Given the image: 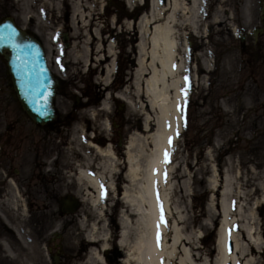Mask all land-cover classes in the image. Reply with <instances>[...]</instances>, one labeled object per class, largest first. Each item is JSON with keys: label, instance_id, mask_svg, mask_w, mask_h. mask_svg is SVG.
<instances>
[{"label": "rangeland", "instance_id": "1", "mask_svg": "<svg viewBox=\"0 0 264 264\" xmlns=\"http://www.w3.org/2000/svg\"><path fill=\"white\" fill-rule=\"evenodd\" d=\"M40 1L0 0V20L11 17L19 27L28 28L44 42L50 63L55 69L61 70L59 76L66 87L57 102L66 105L73 96H81L83 102L98 103L101 106L106 104L107 107L112 102L116 106L121 102L124 105L119 104L118 109H123L128 122L138 121L137 124L140 123L143 128L144 116L151 119L154 112L148 110L143 94L135 99L133 92L132 82L138 57V32L133 21L138 23L143 12L147 13L148 6L145 5V10L140 11L142 14H138H141L138 19L131 21L129 29L122 28L126 32L119 33L121 30L115 25L114 34L119 39L113 41L117 45L109 53L108 36L113 31L108 27L110 24L107 20L111 19V24L113 23L112 13L109 10L99 21L92 19L99 12L102 13L103 0ZM76 3L79 4L78 8ZM255 13L254 0H206V5L202 6L200 17L197 18L200 35L191 36L185 31L186 37L190 36L186 39L190 40L192 47L197 46L192 49V59L194 54L200 55L211 70L207 74L200 70V75L206 77L205 81L199 87L193 84L194 93L188 101L191 105L185 110L189 119L184 123L185 134L177 157L175 204L178 209L173 213L179 212L185 221V225L179 229L186 242L179 247L178 252L182 248L188 249L196 264H214L216 254L220 204L218 193L213 195L210 189L214 171L218 176L222 175V171L230 166L229 157L235 155L237 158L234 165L242 172L250 170L252 173H244L247 179L245 188L250 190L247 197L250 204L264 197V179L262 181L259 177L260 174L264 177V47L256 51L251 47V38L247 35L252 34L256 25L253 19ZM124 17L129 16L123 15L117 25L129 23ZM39 26H44V29ZM94 31L101 32L103 43L97 35L94 39L90 36ZM61 33L70 35L71 41L70 48L62 49L63 52L59 53L55 48L60 44L58 38ZM241 36H247L242 43L239 42ZM187 40L185 47L188 45ZM130 44L134 47L129 46ZM261 44L264 46V40ZM246 45L247 52L243 51ZM257 52L258 58L254 56ZM250 53L253 54L252 57L249 56ZM229 56H234V63L229 61ZM192 63L195 65L194 61ZM114 64L120 66L117 72ZM7 80L9 82L5 62L0 57V127L7 118H19L20 115ZM114 95H122L133 102L124 103ZM197 103H201L202 107H197ZM101 106L76 111V120L69 124L68 130L62 129L59 135L49 134L44 140L47 144L39 145L46 151L44 154L34 153L24 143L16 140L8 141L7 144H15L22 152L8 155V158L0 155V232L5 234L11 250L9 252L0 240V264H9L11 260L8 263L7 258L13 253L17 255L13 258L14 263L20 256H24L25 248L36 246L42 250V260L35 259V264H54L55 256L59 264L84 263L87 248L100 250L105 264H120L123 251L117 242L123 211L121 196L122 190L129 187L125 154L122 155L119 150L117 158L109 162L112 171L114 170L111 177L114 193L106 195L102 200V213L97 212L84 197L85 193L93 192L84 181L78 180L76 167L66 164L68 156L71 162L73 156L79 160L80 154H89L92 160L97 158V151L89 143L92 141L89 138L92 133L88 135L87 131L93 132L95 136L97 133L103 134L104 118L109 114L106 115L107 109H102ZM91 113L103 115L94 117ZM72 120L73 116L70 121ZM82 125L86 126V132L79 130L81 127L85 128ZM139 130L138 128L134 134L147 135ZM40 134L42 133L31 129V135L41 136ZM83 136L85 140L82 139ZM229 146L232 147L231 151L224 152ZM3 150L9 151L8 148ZM84 161L87 160H82L83 163ZM94 167L98 169L95 165ZM253 173L257 175L253 177ZM50 179L54 181L51 182ZM182 181H186L187 190L183 189ZM67 196L73 197L78 204L72 217L59 215L60 202ZM10 202L17 203L18 207L23 205L22 212L19 208L24 218L22 224L18 225V234L10 224H7L9 230L5 228L8 222V218L5 221L6 216L15 211L8 206ZM257 217L260 219L256 223V227L259 225L257 233H261L264 241V206L257 211ZM65 225L68 228L63 230ZM93 226L97 228L98 238L95 242L87 243L86 236L92 233ZM55 234L59 236H54ZM241 234L240 239L245 243V235ZM98 239L105 242V249H100L103 241ZM47 241L52 246L60 245V253L53 246L49 256L45 248ZM246 247L249 250L251 248ZM228 250L231 251V242ZM181 254L179 252L178 258ZM248 256H252L254 264H264V247L248 252L245 258ZM96 261L93 264H98Z\"/></svg>", "mask_w": 264, "mask_h": 264}, {"label": "bare ground", "instance_id": "2", "mask_svg": "<svg viewBox=\"0 0 264 264\" xmlns=\"http://www.w3.org/2000/svg\"><path fill=\"white\" fill-rule=\"evenodd\" d=\"M42 1L47 3L46 0ZM126 2L129 8H132L138 6L142 0H126ZM205 4L206 0H166V2L149 0L147 13L142 14L138 23L135 22L138 32V37L136 34L138 57L137 69L135 68L133 75V92L135 99L143 94L148 110L154 113L151 119L144 116L142 131L147 135L133 133L124 149L129 187L122 190L121 196L123 211L120 215L121 228L117 242L118 247L123 251L119 259L120 264H196L191 251L186 248L179 250L182 254L178 258L179 247L186 243L179 229L185 225V221L179 212L173 213V211L178 209L175 204L177 196L175 187L183 108L192 99L193 84L199 87L205 81L206 77L200 75V70L205 74L211 72L210 65L200 55L194 54L192 59L189 41L188 47H185V40L188 37L185 31H188L186 32L188 35H200L197 18L200 17L202 6ZM78 5L75 4L76 8ZM44 6L46 9L47 4ZM129 26L131 22L122 25L126 29H129ZM93 33L102 40V43L104 42L101 32ZM129 46L134 47L132 44ZM108 52L112 53L111 42L108 45ZM229 58V61L234 63V56ZM212 70L215 72V67ZM215 91L220 92L218 89ZM117 96L125 103L133 102L130 98ZM196 105L202 107L201 103ZM231 148L229 146L224 152H230ZM95 150L98 154L93 160L89 154H80V159L77 160V157L73 156L72 162L68 156L66 164L76 167L78 180L84 181L93 192L85 193L84 197L97 212L102 213V200L106 195L114 193L111 182L114 170L112 171L109 162L115 159V154L109 147L105 150L99 148ZM165 152L168 153L167 163L164 161ZM236 158L235 155L229 157V168L224 169L220 176L214 171L211 179V192L213 195L218 193L220 204L214 264H254L252 256L246 258L245 256L248 252L264 247L263 236L257 233L259 225L256 227V223L260 221L257 211L264 206V197L250 204L247 199L250 190L245 188L247 179L244 173H252L250 170L240 171L237 165H234ZM82 160L87 161L83 163ZM255 175L257 174L253 173V177ZM259 177L263 181L264 177L261 174ZM181 184L184 190L188 189L186 181H182ZM8 206L15 211L12 215L6 216L5 221L7 222L8 218V222L5 228L9 230L7 224H10L13 231L18 234V225L22 224L24 218L20 213V209L21 212L23 211V205L20 204L18 207L17 203L10 202ZM91 231L92 233L86 236L87 243L95 242L98 238L95 226ZM241 233L245 235L243 237L246 244L240 239ZM4 236L1 231L0 240L10 252ZM230 242L232 252L228 250ZM246 245L251 247L250 250ZM105 248L103 241L100 249ZM41 252L42 250L37 246L31 249L25 248L23 257L20 256L18 261L13 263V258L17 256L13 253L14 255L7 258L8 263L11 260L9 264H35V259L42 260ZM86 256V261L80 264H93L94 260H97L98 264H105L100 250L87 248Z\"/></svg>", "mask_w": 264, "mask_h": 264}, {"label": "water", "instance_id": "3", "mask_svg": "<svg viewBox=\"0 0 264 264\" xmlns=\"http://www.w3.org/2000/svg\"><path fill=\"white\" fill-rule=\"evenodd\" d=\"M0 54H5L22 108L37 123L50 120L53 116L54 81L40 44L18 30L12 19L7 18L0 24Z\"/></svg>", "mask_w": 264, "mask_h": 264}, {"label": "flooded vegetation", "instance_id": "4", "mask_svg": "<svg viewBox=\"0 0 264 264\" xmlns=\"http://www.w3.org/2000/svg\"><path fill=\"white\" fill-rule=\"evenodd\" d=\"M262 1H264V0H262ZM262 1L259 2V0H258V2H257L259 11L264 7V6H262V5H264ZM134 12H132L133 13L131 15L132 17L134 16ZM120 14L126 16L125 13L124 14L120 13ZM262 23H263L262 26L264 27V22H262ZM104 29H105V27H104ZM109 33H110L111 37L114 36V33H112V32H109ZM263 40H264V36H263V32H262V33L259 34V37L256 40L257 41L256 48L261 46V44L259 42H261ZM118 105L117 106L116 105H112V111L110 112V116H109V119L111 120V123H112L111 124L112 125L111 131H110V135H112V138H108V140H110L114 144V147L120 149L123 146L122 142L125 141V138H123V134L125 132H127V134H128L130 129L132 130V128H131L132 125H129V130L126 131L125 125H123V122L125 123V120L123 119V116L125 115V113H124L123 109H118ZM73 106L76 109L67 110L64 114H59L58 113L57 120L52 122L50 125L42 128V130L43 131H56L57 132L60 126H67L68 124H71L72 122H75L76 119H74V117H75L74 113L76 111H80V110L84 109L83 107H96V106H98V104L97 103L96 104L89 103V102L88 103H80V102H78V103L73 104ZM97 115L102 116L103 114L102 113H97ZM72 116H73V120L70 121ZM0 131L2 132V134L0 135V139H2V138L7 136L9 140L15 141L14 140L15 136H18V137L21 136V137L24 138V140H23V143H24V142L28 141L29 138H30L29 127H26L25 129H14V127L12 125H10L9 123H6L4 125V128L1 129ZM97 139H98L97 142L100 145H105L106 144L103 137H99ZM8 148L10 150H13V152L15 154L18 153L17 147L15 146V144H8ZM3 153H4L3 151L0 152V155L3 154Z\"/></svg>", "mask_w": 264, "mask_h": 264}, {"label": "snow or ice", "instance_id": "5", "mask_svg": "<svg viewBox=\"0 0 264 264\" xmlns=\"http://www.w3.org/2000/svg\"><path fill=\"white\" fill-rule=\"evenodd\" d=\"M179 107V106H178ZM169 144H171V138H169ZM164 161L167 163L168 161V153L165 152L164 154ZM103 194V193H102ZM161 222H163V215H161ZM157 237L159 238V232L157 233Z\"/></svg>", "mask_w": 264, "mask_h": 264}]
</instances>
